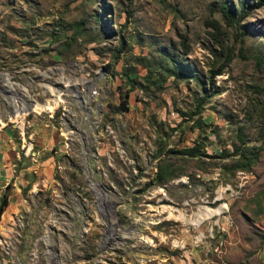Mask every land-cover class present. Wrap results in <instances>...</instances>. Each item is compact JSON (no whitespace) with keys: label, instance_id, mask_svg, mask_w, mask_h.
<instances>
[{"label":"rangeland","instance_id":"rangeland-1","mask_svg":"<svg viewBox=\"0 0 264 264\" xmlns=\"http://www.w3.org/2000/svg\"><path fill=\"white\" fill-rule=\"evenodd\" d=\"M255 1L0 0V264H264V149L232 175L213 157L264 130ZM221 2L247 16L228 25ZM195 141L205 155L176 153Z\"/></svg>","mask_w":264,"mask_h":264},{"label":"trees","instance_id":"trees-1","mask_svg":"<svg viewBox=\"0 0 264 264\" xmlns=\"http://www.w3.org/2000/svg\"><path fill=\"white\" fill-rule=\"evenodd\" d=\"M262 0H256L253 2V5H259ZM245 4L237 3L234 7L228 6L225 2H221L218 5L217 11L219 15L224 19V21L228 25H232L233 23H238L242 19V17L247 16V12L244 10ZM212 27L214 29H218V25L216 22L211 23ZM182 38L181 45H182V54L188 53V48L184 46L183 40L185 39L184 36H180ZM218 46L221 47L222 50H224V58L219 63L216 70L211 71L210 76H213L214 74L221 73L222 67L229 61L230 55H229V48L224 46L223 42L218 41ZM169 58V62L167 59ZM155 66L159 68L160 72L156 75H171L176 70V67L174 62H172L171 56L167 52H163L160 60H157L154 62ZM151 68L147 65V73L151 75ZM133 83L131 78H128V85L131 87V83ZM204 97L205 95L201 96V99L199 101L198 108L201 107V105L204 103ZM125 101V99H124ZM123 101V102H124ZM197 108V110H198ZM123 110L125 108H122ZM237 139V144L231 145V151L228 152L226 148H222L219 154H214L213 157L218 158H226L230 157V160L228 164H224L223 167L225 168V172L232 175L234 171L240 170V171H250L251 167L256 163L259 153L264 149V130L262 131L261 137L259 139L258 144H247L244 141V137L240 133V130L235 134ZM204 143L200 141H195L193 144L189 146H184L182 148H179L176 150V153L182 156H185L187 158H198L202 155H205V152L203 150ZM156 182H163L165 179H171L173 178V174L168 173L166 174L164 166H161L159 164L156 165V171L154 174ZM6 204V195L3 194L0 198V211L2 210V206Z\"/></svg>","mask_w":264,"mask_h":264},{"label":"bare ground","instance_id":"bare-ground-1","mask_svg":"<svg viewBox=\"0 0 264 264\" xmlns=\"http://www.w3.org/2000/svg\"><path fill=\"white\" fill-rule=\"evenodd\" d=\"M5 82L8 83L10 85L11 91L14 93V95L17 96H21L20 94L18 95L17 92L14 90L13 86L11 85V83L9 82L8 78L5 77ZM55 98L53 100L47 101L45 104L43 105H39V104H32L31 106H26V104H24L21 100V102H17L15 100H13L12 103H10V105L12 106V108L14 109V118L15 121L21 119L25 114L26 111H32L35 113H40V112H52V110L54 108H56L57 105L60 104V102L62 101L61 98L57 95L54 96ZM218 213H220V209L219 210H211V209H205L201 212L198 213L197 218L195 220H193L191 223L193 225H197L199 224L202 220L210 218L214 215H217Z\"/></svg>","mask_w":264,"mask_h":264}]
</instances>
